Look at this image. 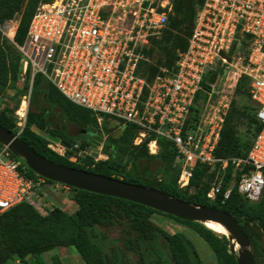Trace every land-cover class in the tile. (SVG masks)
I'll list each match as a JSON object with an SVG mask.
<instances>
[{"label":"built area","instance_id":"1","mask_svg":"<svg viewBox=\"0 0 264 264\" xmlns=\"http://www.w3.org/2000/svg\"><path fill=\"white\" fill-rule=\"evenodd\" d=\"M172 5L173 0L40 3L23 44L11 40L21 57L20 81L27 74L30 78L16 111L15 134L19 136L25 128L33 78L39 74L70 102L91 111L99 125L103 118L119 129L135 125L133 145L146 143L149 155L158 154L159 139L169 141L176 152L179 188L189 185L196 165H206L215 172L206 193L210 201L229 199L235 188L246 201L256 203L264 192V0H204L174 67L160 69L147 82L138 69L149 61L146 51L152 39L161 37ZM9 30V24L0 26L7 35ZM228 68L235 74L233 85L241 76L249 79L248 93L260 130L246 155L217 158L214 151L230 101L220 103L210 116L193 109L197 94L206 90L202 83L208 73ZM205 83L210 89L215 85L209 79ZM99 133L97 158L92 157L104 160V135ZM53 143L58 150L49 148L65 155L66 148ZM13 156L0 144V215L22 202L46 215L57 204L39 205L35 193L40 199L46 193L68 196L70 186L27 176L26 165ZM67 158L77 162L75 155Z\"/></svg>","mask_w":264,"mask_h":264},{"label":"trees","instance_id":"2","mask_svg":"<svg viewBox=\"0 0 264 264\" xmlns=\"http://www.w3.org/2000/svg\"><path fill=\"white\" fill-rule=\"evenodd\" d=\"M49 1L51 0H0V26L18 16V22L13 31V41L18 45L23 44L37 6ZM203 1L173 0L172 13L168 17L166 28L159 39H152L151 46L146 51L147 56L153 55L155 50L164 44L168 46L165 51L169 49L167 58L159 67H148L147 62H142L138 69L139 74L147 82H151L160 69L174 67L177 52L184 50L187 46L196 10ZM20 71V54L12 41L3 37L0 31V90L13 89L20 95L26 94L29 89V74L20 89L16 88L14 84L20 80ZM221 72L222 70L209 72L205 80L209 79L214 82ZM205 80L202 87L210 90ZM246 80L245 76L239 78L235 87V96L244 94L249 97L248 85L245 84L246 87H244V83H247ZM198 95L199 93L197 99ZM30 104L35 111L28 113L25 128L19 137L46 159L126 183L156 189L170 197L194 205L225 211L239 222L241 229L252 244L255 243V238L252 235L253 229L264 236V192L256 203L246 201L235 188L229 199L223 201L218 198L215 201H210L206 197V193L215 172L210 171L206 165L199 164L193 170L189 185L184 189L179 188L177 184L179 170L174 165L176 152L173 145L165 139H159L158 154L149 155L146 143L139 146L133 145L137 127L130 123L122 126L120 134L116 138L104 140L102 152L107 155L105 160H94L90 155L81 157L68 149H66L65 155H58L48 148V140L34 132L32 127L36 126L40 130L46 131L70 144L72 148L78 144V150L82 152L89 146L90 141L76 142L73 137L68 136L70 137L68 138L57 132L53 125V110L58 109L68 123L74 124L80 129H91L94 125L98 126L96 116L91 111L70 102L39 74L33 78ZM193 112L198 113L199 108H194ZM254 113L253 117L245 115L242 108L237 107L236 100L231 101L229 113L225 116L220 139L214 151L215 157L246 155L254 136L260 130ZM243 122H247L253 128L249 139H240L237 135V128ZM102 124L105 131L111 130L107 118H103ZM0 125L16 133L15 118L12 121L0 114ZM67 155H75L77 162H70ZM13 158L15 157L13 156ZM156 162L160 163V167L157 171H153V164ZM128 165L129 168L126 169ZM26 174L29 177H37L28 168ZM227 177L229 176L227 175ZM190 189L191 192H188ZM71 202L76 206V209L69 212L64 206ZM115 212L127 218L131 222L132 228L141 234L142 238L137 242L136 249L144 262L143 264H202L194 245L185 234L181 232L168 234L164 231L157 232L151 228L149 221L154 213L168 216L191 226L208 243L218 264H236L235 256L228 253L229 244L226 236L217 234L203 224L184 221L134 202L72 187L68 199L54 205L46 215L39 214L33 206L26 202H22L0 215V264H5L11 257L23 261L27 256L35 257L34 264H45L42 254L57 247H74L83 264H123V260L119 256H115L109 261L100 239L95 237L97 225H111ZM158 240L164 242L169 257H166L162 250L155 246Z\"/></svg>","mask_w":264,"mask_h":264},{"label":"rangeland","instance_id":"3","mask_svg":"<svg viewBox=\"0 0 264 264\" xmlns=\"http://www.w3.org/2000/svg\"><path fill=\"white\" fill-rule=\"evenodd\" d=\"M17 17H14L12 20L6 22L5 24H9L11 28H14L15 23L18 20ZM2 36L7 38L10 42L11 40H13V34H10L9 32L8 35L7 32L5 31L2 32ZM165 48H168V46L163 44L162 47H159L155 50L153 55L150 56L148 55L149 61L147 63L145 62L146 65L148 67L151 66L159 67L162 64L163 60L166 59L168 56L169 49L165 51ZM229 71H230L229 68L223 70L217 76L216 80L214 81L215 85L213 86L212 89H210L209 91L204 90L199 92L196 103L197 107L199 108V112L203 113L205 116L206 115L210 116V114L214 113L216 109L220 106V103L225 102L226 99L228 98L230 103L226 115L229 113L231 101L235 99L237 102V107L242 108L245 115H250L253 117V113H254L253 102L248 96H245L244 94L240 96H235L236 85H233L232 83L233 82L232 77H234L235 74ZM246 82L247 83H244V87H246L245 84L247 85L249 84L248 78ZM14 84L15 87L18 89H20L23 86V82L20 80L16 81ZM20 96L22 95L18 94L13 89L0 90V114L5 115L7 118L12 119V121L14 120V118L16 119V111L18 110V107L20 106L21 103ZM34 111L35 110L31 107L30 104L28 108V113ZM53 111H54L53 123L55 124L56 122L63 123L62 121L63 116L59 114L58 110H53ZM97 125H98V131L104 135V140L107 138H116L120 134V129L118 128V126L110 120H108V126L111 128V130H109L108 132L104 130L103 128L104 126L102 122L100 125L97 123ZM252 129L253 128L250 124H248L247 122H243V124L239 125L237 128V135L238 137H240V139H247V138L249 139L252 134ZM47 145L48 148L50 146V148L54 150H58V146L55 145L53 141L48 140ZM105 157L107 158L106 154ZM18 159L23 162L22 159L20 158ZM99 160H103V159H99ZM127 168H129V165L126 166V169ZM188 192H191V189ZM35 194L36 195L34 196V198H36L37 201H39V205H44V203L46 202L50 204H60L63 198L68 199V196H63V194L54 195L52 193H46L45 195H43L40 193L41 199L37 198L38 193ZM64 208H66L67 211L71 212L76 209V206L71 202V204L70 203L66 204ZM149 222L151 228L157 232L164 231L168 234L181 232L185 234L186 237L194 245L202 264H218L216 260V256L212 251V249L209 247L208 243L191 226L178 222L173 218H170L168 216L159 213L152 214ZM205 227L210 230H213L207 224H205ZM221 233H224L223 230H221ZM252 235L254 236L253 238H255V243L252 244L250 241V250L253 254L254 264H264V236L256 229H253ZM95 237L100 239L99 241L102 243L109 261H111V259H113L115 256H119L122 258L123 264L144 263L136 249V244L141 240L142 236L139 232H136L132 228L131 222L127 218H125L122 214L115 212L114 220L112 224L109 226L97 225ZM155 244H156L155 246H157L162 250V252L165 254L166 257H169L168 251L162 240H158L157 243ZM235 249H238L237 244ZM228 253H229V245H228ZM42 258L45 264H83L79 254L77 253L74 247L54 248L50 251L44 252L42 254ZM34 262H35L34 256H27L23 261L11 257V259L8 260L5 264H34Z\"/></svg>","mask_w":264,"mask_h":264},{"label":"water","instance_id":"4","mask_svg":"<svg viewBox=\"0 0 264 264\" xmlns=\"http://www.w3.org/2000/svg\"><path fill=\"white\" fill-rule=\"evenodd\" d=\"M68 127L78 128L74 124L68 123ZM32 130L43 138L55 143H59L64 148L73 153L84 157L89 154L95 156V147L101 142V134L96 133L92 138L87 150L79 152L73 149L70 144L59 140L46 131L38 127H32ZM79 132H83L78 128ZM75 137V141L80 139L77 134H69ZM0 144L6 145L11 153L23 160L26 167L36 175L49 181L65 184L78 190H84L91 193L114 197L151 208L157 212L173 216L175 218L205 224L212 222L220 225L226 231V237L229 241V253L235 256L236 264H254L253 254L250 250V240L243 232L239 222L229 213L204 206L194 205L188 202L168 196L167 194L152 188L143 187L136 184L126 183L115 178L102 176L93 172L80 170L52 162L36 153L21 138L10 130L0 125ZM160 163L153 164V171H157ZM213 231V230H212ZM215 232V231H214ZM219 235H223L216 232ZM238 249H235V245Z\"/></svg>","mask_w":264,"mask_h":264},{"label":"flooded vegetation","instance_id":"5","mask_svg":"<svg viewBox=\"0 0 264 264\" xmlns=\"http://www.w3.org/2000/svg\"><path fill=\"white\" fill-rule=\"evenodd\" d=\"M54 110H58V109H54ZM58 112L60 114L59 110H58ZM62 121H63V123L62 122H60V123L56 122V124L53 123L56 131L59 132L61 135H64L66 137L69 136L68 133L69 134H77V137L80 139L79 142H83L85 140H89L91 142L92 138L95 137L96 133H98V126L94 125V126H92L91 129H82L83 132H79L80 130H78V128L75 129L72 127H68V121H66L63 117H62ZM68 138H70V137H68ZM73 138L75 139V137H73ZM87 155H89V154H87ZM67 156H69V155H67ZM90 156H92V155H90Z\"/></svg>","mask_w":264,"mask_h":264},{"label":"bare ground","instance_id":"6","mask_svg":"<svg viewBox=\"0 0 264 264\" xmlns=\"http://www.w3.org/2000/svg\"><path fill=\"white\" fill-rule=\"evenodd\" d=\"M13 29H14V28H11V27H10V30H9V33H10V34H13V31H14ZM207 225H208L211 229H213L215 232H219V233H221V230H223L224 233H221V234L226 235V231H225V229L222 228L220 225L215 224V223H212V222L207 223ZM235 247H236V245H235Z\"/></svg>","mask_w":264,"mask_h":264},{"label":"crops","instance_id":"7","mask_svg":"<svg viewBox=\"0 0 264 264\" xmlns=\"http://www.w3.org/2000/svg\"><path fill=\"white\" fill-rule=\"evenodd\" d=\"M17 22H18V20H17L16 23H15L14 30H15V28H16Z\"/></svg>","mask_w":264,"mask_h":264}]
</instances>
